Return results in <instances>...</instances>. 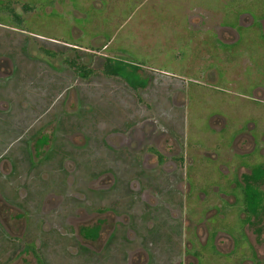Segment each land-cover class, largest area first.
<instances>
[{"label":"rangeland","instance_id":"1","mask_svg":"<svg viewBox=\"0 0 264 264\" xmlns=\"http://www.w3.org/2000/svg\"><path fill=\"white\" fill-rule=\"evenodd\" d=\"M195 14L204 17L210 26L222 20L232 24L231 41L222 42L216 29L200 31L189 25L188 17ZM245 16L252 17L253 24L240 25ZM263 22L264 0H0V58L13 62L14 69L8 81L11 89H6V94H18L19 99L12 96L11 101L26 104L24 113H30L28 117L34 113L39 118L46 112L39 120L40 126L55 118L60 119L62 134L68 139L82 130L87 133L91 145L82 153L81 165L87 176L97 168L110 166L108 161L114 162L115 171L126 166L118 152L104 147L108 134L114 135L109 142L115 147L120 138L114 132H120L135 146L140 144L135 149L142 155L153 148L148 130L155 122H136L140 112L149 117L151 111L157 120L155 133H181L179 141L186 143L190 159L196 157L190 171L199 182L212 186L217 173L223 174L222 170L232 165L227 158L231 152L228 154L227 150L233 145L237 128L247 123L254 127V135L264 133V106L250 102L251 94L264 90ZM36 39L75 43L78 48L61 54L42 48L37 53L34 42H40ZM104 51L108 52L111 72L118 75L103 73L94 61ZM144 85L148 90L140 92ZM134 103H139V107ZM75 114L80 117L72 118ZM24 129L26 136L30 130L26 124ZM11 133L23 132L15 129ZM170 138L171 143L158 148L165 155L180 150L174 137ZM69 142L77 146L76 138ZM20 145L24 148L22 144L12 148L22 150ZM2 148L0 144V151ZM91 149L98 152H90ZM171 160L167 156L168 168L182 180L180 169L175 171ZM239 160L243 162L242 158ZM59 164L61 161L56 166ZM19 179L23 191V175ZM55 181L60 184L57 178ZM122 183L118 182V186ZM11 193L6 194L10 197ZM35 196L40 198L41 194ZM76 197V206L83 204L91 214L100 207L106 208L103 202L91 205L82 195ZM174 207L178 211L182 208ZM211 208L205 205L206 213H212ZM71 213L64 218L68 219ZM183 219L184 214L175 240L181 247L187 228ZM222 226L232 232L241 230L235 218L223 220ZM252 228L254 238L255 227ZM202 264L236 263L221 257L206 259Z\"/></svg>","mask_w":264,"mask_h":264},{"label":"flooded vegetation","instance_id":"2","mask_svg":"<svg viewBox=\"0 0 264 264\" xmlns=\"http://www.w3.org/2000/svg\"><path fill=\"white\" fill-rule=\"evenodd\" d=\"M252 19L245 16L239 24H250ZM188 23L200 31L216 29L222 42H230L233 37L234 27L223 20L210 26L204 17L195 14L188 17ZM262 25L264 31V22ZM36 40L40 42H34L37 53L42 48L59 54L78 48L75 43ZM107 54L104 51L94 61L100 60L103 73L109 75L112 72L105 70L110 61ZM13 72V62L0 58V264H202L206 259L221 257L233 259L236 264H264V133L254 135V127L247 123L239 126L227 150L231 152L227 158L232 165L224 168L223 174L218 172L210 186L199 182L190 171L196 157L190 159L186 143L179 141L181 133L174 131L171 135L180 150L165 155L158 148L171 143V136L164 131L155 133L157 120L153 112H148L149 117L140 112L137 123L142 119L155 122L148 130L153 148L142 155L135 149L140 140L135 146L132 139L113 131L120 138L119 146L110 144L109 138L114 135L108 134L104 147L118 152L126 166L115 171L114 162L108 161L110 166L97 168L87 176L81 169L82 153L91 145L87 133L82 130L68 139L62 134L60 119L54 118L56 124L52 120L40 126L39 120L46 112L39 118L34 113L28 117L30 113H24L28 106L12 103L15 95L6 94V89H11L8 81ZM142 87L140 92L148 90V86ZM15 97L19 99L18 94ZM250 102L264 106V90L251 94ZM171 103L177 107L175 99ZM134 106L139 107V103ZM79 117L75 114L72 118ZM24 124L31 132L26 136ZM15 129L23 133L12 134ZM169 130L173 131L172 126ZM75 138L77 146H72L69 140ZM17 144L24 148L20 145L22 150H14ZM167 156L175 171L180 169L182 180L168 168ZM213 157L210 155V160ZM59 161L61 164L56 166ZM20 175L24 182L21 184H25L23 191L19 187ZM118 182L123 183L118 186ZM8 192L13 195L9 197ZM36 193L41 194L40 198ZM76 195H82L91 205L103 202L106 208L91 214L83 204L76 206ZM176 205L182 208L178 211ZM205 205L212 207V213H206ZM179 212L187 224L182 247L175 242L181 232ZM69 213L71 216L64 218ZM227 218H235L241 230L232 232L223 227L222 221Z\"/></svg>","mask_w":264,"mask_h":264},{"label":"trees","instance_id":"3","mask_svg":"<svg viewBox=\"0 0 264 264\" xmlns=\"http://www.w3.org/2000/svg\"><path fill=\"white\" fill-rule=\"evenodd\" d=\"M98 66L101 67V61H100V60L98 61ZM105 70H106V72H108V71L110 72V71H111V69H110V67H109L108 64H106V66H105ZM86 71H87V70H85V73H86ZM109 72H108V73H109ZM110 74H112V75H114V74L118 75V73H110Z\"/></svg>","mask_w":264,"mask_h":264},{"label":"crops","instance_id":"4","mask_svg":"<svg viewBox=\"0 0 264 264\" xmlns=\"http://www.w3.org/2000/svg\"><path fill=\"white\" fill-rule=\"evenodd\" d=\"M120 49V48H119Z\"/></svg>","mask_w":264,"mask_h":264}]
</instances>
